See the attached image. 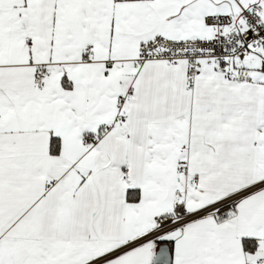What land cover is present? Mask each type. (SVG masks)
Returning <instances> with one entry per match:
<instances>
[{
  "label": "snow or ice",
  "instance_id": "1",
  "mask_svg": "<svg viewBox=\"0 0 264 264\" xmlns=\"http://www.w3.org/2000/svg\"><path fill=\"white\" fill-rule=\"evenodd\" d=\"M0 264H264V0H0Z\"/></svg>",
  "mask_w": 264,
  "mask_h": 264
}]
</instances>
